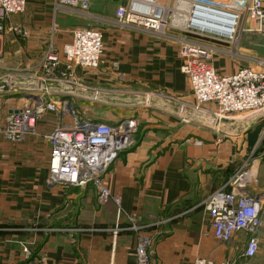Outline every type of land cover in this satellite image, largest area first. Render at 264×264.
Instances as JSON below:
<instances>
[{"label": "crops", "instance_id": "obj_1", "mask_svg": "<svg viewBox=\"0 0 264 264\" xmlns=\"http://www.w3.org/2000/svg\"><path fill=\"white\" fill-rule=\"evenodd\" d=\"M89 1L85 11L56 0H28L24 12L5 20L0 72L22 74L26 82L20 93L4 92L15 97L4 102L0 115L43 96L26 84L42 76L39 62L51 41L61 50L75 29H101L103 63L76 72L83 97L66 95L58 73L44 99L68 98L97 121L137 119L135 146L119 155L106 176L121 207L113 200L101 204L91 186L49 187L46 135L61 121L51 113L25 139H0V264H136L135 226L152 236V264H191L197 257L253 264L264 256V228L257 255L246 258L245 233L231 243L214 238L206 200L228 189L251 155L260 158L256 190H264V117L218 120L215 104H197L180 53L183 42L197 36L182 28L156 32L119 22L118 8L131 0ZM252 23L246 27L254 28ZM15 26L22 32L10 31ZM242 32L239 51L231 41V51L220 47L216 53L220 73L264 71V32ZM252 35L263 44L260 57L249 48Z\"/></svg>", "mask_w": 264, "mask_h": 264}, {"label": "built area", "instance_id": "obj_2", "mask_svg": "<svg viewBox=\"0 0 264 264\" xmlns=\"http://www.w3.org/2000/svg\"><path fill=\"white\" fill-rule=\"evenodd\" d=\"M56 3L80 7L85 11L90 8L89 0H56ZM27 4L28 0H0V38L5 32V20L24 12ZM193 4L195 9L196 6L203 5L217 8L223 13L230 12L234 18L228 35L193 27L185 30L197 36L196 39L185 40L180 49L181 70L188 78L197 104H215V116L218 120H236L238 116L264 117V71L243 68L234 74L220 73L214 66V59L221 49L208 44L205 39L237 42L238 32L250 31L246 27L249 19L255 22L251 30L264 32V0H242L238 3L231 0V9L199 1ZM149 6L145 0H131L128 5L118 8L117 19L121 23L141 25L156 32H160L161 25L165 30L169 28L167 21L161 20L157 13L146 11ZM156 11L161 12V9L158 7ZM213 19L221 23L218 26L222 31L229 30L226 18ZM239 27L241 30H238ZM10 31L22 32L17 27H11ZM104 51L102 30L90 25L75 29L72 40L61 50L51 41L39 62L42 76L32 78L26 84V87L38 93L43 92V96L34 103H25L18 109L0 115V139L21 141L35 133L39 122L51 113L59 114L61 121L46 135L50 144L47 178L49 187L73 186L86 189L91 186L97 191L101 204L113 200L121 207V199L113 195L106 184V176L119 155L135 146L139 128L137 119L124 118L116 123L97 121L75 110L68 98L44 99L49 94V88L60 80L58 73L64 83L66 95L83 94L77 83L76 72L78 68H98L103 63ZM5 74L0 72V92L12 95L20 93L19 88L25 85L26 77L16 73ZM95 98H99L98 92L95 93ZM259 164L260 158L251 155L231 177L229 188L215 191L206 200L214 238L221 243H230L236 234L245 233L248 236L244 251L246 258L257 255L264 228V190H256ZM134 229L138 234L136 264H152V237L142 233L138 226ZM191 264L215 262L207 257H197Z\"/></svg>", "mask_w": 264, "mask_h": 264}, {"label": "bare ground", "instance_id": "obj_3", "mask_svg": "<svg viewBox=\"0 0 264 264\" xmlns=\"http://www.w3.org/2000/svg\"><path fill=\"white\" fill-rule=\"evenodd\" d=\"M148 5V9L146 10L148 13L151 11L152 13H157V16L161 17V12L156 11V8L159 7L161 11H165L167 13L169 11V7H165L164 5H160L157 0H145ZM195 9L193 3H186V2H180L178 3V7L176 10H185V15H182L181 13H177L174 19V22L176 24L188 26L183 29L188 28H197V29H203L205 31L214 32V33H222L225 35L230 34V30L232 28V24L234 22V18L231 16L230 12H222L221 10L217 8H213L211 6H203L200 5V7H196ZM143 10L142 8H139ZM183 10V11H184ZM195 11V12H194ZM213 17H224L228 20L229 24H226V27L229 29L227 31H222V29L218 26L221 25L220 22L217 21V19H213ZM164 20V22L167 20V16L165 15L164 18L161 17V20ZM159 22V21H158ZM160 25V22H159ZM235 27V26H234ZM165 27L161 25L160 32H164ZM235 30V28H233ZM159 31V30H158Z\"/></svg>", "mask_w": 264, "mask_h": 264}, {"label": "rangeland", "instance_id": "obj_4", "mask_svg": "<svg viewBox=\"0 0 264 264\" xmlns=\"http://www.w3.org/2000/svg\"><path fill=\"white\" fill-rule=\"evenodd\" d=\"M182 2V0H172L170 1V4H167V0H159L160 3L164 4L165 7H169V11L167 13H165V11H161V17L164 18V16L166 15L167 16V23H168V27H174L176 29H181V30H184L183 28L185 27H188V26H184V25H180V24H176L174 22V19H175V16L177 13H181L182 15H185L184 13H186V11L184 10H176L177 7H178V3ZM195 1H199V2H202V3H205L207 5H212V6H215V7H219V8H227V9H231V0H183V2H186V3H193ZM237 3L242 1V0H235ZM158 2V1H157ZM164 13V14H163ZM249 21H251L252 25L255 24V22L252 20V19H249ZM17 27V26H15ZM254 27V26H253ZM18 29H20L19 27H17ZM249 29V28H248ZM253 28H250V31H248L247 33H256L255 30H251ZM238 30H241V28L239 27ZM243 33L241 34V36L237 35V38H238V41L233 43V46L238 48V51H239V48H240V42L242 39L239 40V37L242 38L243 36ZM246 33V32H245ZM252 43H250L251 46H249V48H251V50H253L254 52L257 53V55L260 57V54H261V46L263 44L260 43V37L258 35H252ZM208 42V44L216 47V48H220V47H226L227 50L231 51V42H215V41H211V39H208V38H205ZM223 48V49H224ZM221 49V48H220ZM217 56V55H216ZM215 56V57H216ZM246 68H250V67H246ZM243 69V68H242ZM3 75H6L3 73ZM17 81H19V79H16ZM82 97H83V94L81 93ZM12 97H15V96H12V95H4L3 92H0V109H2L3 105H4V102H6L9 98H12ZM75 110L77 111H82L81 108L77 107V106H74L73 107ZM148 235V234H147ZM150 236V235H148ZM152 237V236H151ZM231 243V242H230ZM217 264H231V261L230 260H224L222 262H219ZM253 264H264V256H262L259 260L257 259Z\"/></svg>", "mask_w": 264, "mask_h": 264}, {"label": "water", "instance_id": "obj_5", "mask_svg": "<svg viewBox=\"0 0 264 264\" xmlns=\"http://www.w3.org/2000/svg\"><path fill=\"white\" fill-rule=\"evenodd\" d=\"M196 7H199V6H196Z\"/></svg>", "mask_w": 264, "mask_h": 264}]
</instances>
